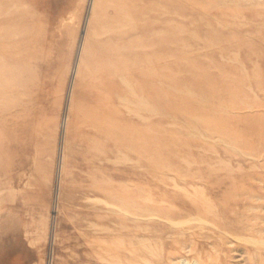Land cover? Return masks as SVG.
<instances>
[{
    "label": "rangeland",
    "instance_id": "1",
    "mask_svg": "<svg viewBox=\"0 0 264 264\" xmlns=\"http://www.w3.org/2000/svg\"><path fill=\"white\" fill-rule=\"evenodd\" d=\"M11 34L0 264H264V0H0ZM144 182L170 223L113 204Z\"/></svg>",
    "mask_w": 264,
    "mask_h": 264
},
{
    "label": "bare ground",
    "instance_id": "2",
    "mask_svg": "<svg viewBox=\"0 0 264 264\" xmlns=\"http://www.w3.org/2000/svg\"><path fill=\"white\" fill-rule=\"evenodd\" d=\"M9 17H12V19L18 18L17 12L15 10L11 9L9 11ZM13 40L14 39H13L12 34H11V36L6 35V37L0 36V145L6 139L11 140L12 138H14V136H16V133H17V130H15V129L9 131L8 133H5L4 127H3L4 123L13 124L14 122H19L18 124H20V126L22 127L23 130L27 129V126H25V124H24V122H22V120H23V117L27 116L29 111L33 109L31 107L32 103L28 102L27 104H25V103L23 104L20 102L14 103V101L19 99L22 96H27L28 94L32 93L34 90L39 88V85L37 83L27 84V83H24L23 80H20L17 77H14V75L22 72V70L18 69V67H19L18 64H16L15 61L12 60V58L4 56L5 54L7 55V54H10L13 52L12 50L9 51L8 46H6V45H10L13 42ZM4 95H7V97L11 99V103L4 101V98H3ZM14 104L18 105V106L16 105L18 107V110H17L18 113L13 114V116H11V117L8 115H5V112L7 110L9 111L15 106ZM144 108L145 109H142V110L147 111L150 114L157 115L156 110L154 108H152V107L150 108V107H148V105H145ZM92 111H94V110H92ZM135 112H137V111H135ZM137 113H136V115L138 116L139 114H137ZM142 119H145V118H142ZM99 122L100 121H98V122L96 121V123H98V124H99ZM213 189L214 188L209 185V186L205 187V190H203V194H205V196H207V195H210L212 193H215V192H213L214 191ZM116 191H117V196L112 197V198H115V199L117 198V200L118 201L120 200V201H119V203H118V201L116 203H113V202H111V203L115 204V206L118 207V210L120 211L122 216H124V218L130 219V220L132 219L133 221H137L138 223H141L147 217H156V218L161 217L159 214H157L159 212V210L157 208H155L156 206L154 205V204H157V203L162 201L160 199L162 197L161 195L165 196L168 199L176 196L175 193L170 195V196L168 193L158 194L159 185L155 184L154 182H144L141 184L131 186L130 188L128 187L126 189L125 188H118V189H116ZM184 193H187L186 190L184 191ZM185 196L188 197L189 195L184 194L183 197L185 198ZM143 203H145L146 205H142ZM149 203H151V204H149ZM138 204H140V205H138ZM206 204H207L206 205L207 208L205 211H206V213H209L210 209L212 207H210V205L207 203V200H206ZM106 205H108V204H106ZM195 205L192 202H188V203L183 202L181 207H182V210H184L187 214H192L193 212L196 213V212L200 211V210L198 211L199 206L197 207V205L196 206ZM171 215L174 216L175 213L171 214V212H170L168 215L164 214V216L161 218L166 220V222H169ZM193 220L194 221H196V220L200 221L201 219L196 218ZM142 249L145 250L144 246L142 247ZM128 253L129 254L134 253L133 248L128 250ZM146 263H147L146 260H144V261L142 260V264H146ZM181 264H195V262L188 263L185 260H183V261H181Z\"/></svg>",
    "mask_w": 264,
    "mask_h": 264
}]
</instances>
